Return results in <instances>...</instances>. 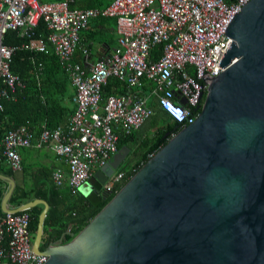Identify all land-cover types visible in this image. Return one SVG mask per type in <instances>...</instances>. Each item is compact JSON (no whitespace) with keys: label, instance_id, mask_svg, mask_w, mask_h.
<instances>
[{"label":"water","instance_id":"95a60500","mask_svg":"<svg viewBox=\"0 0 264 264\" xmlns=\"http://www.w3.org/2000/svg\"><path fill=\"white\" fill-rule=\"evenodd\" d=\"M224 35L231 39L209 79L201 111L80 231L40 250L49 206L41 204L33 252L43 264H264V0H250ZM186 104L184 98L179 99ZM122 147L87 181L99 203L127 159ZM91 204L96 207L93 202Z\"/></svg>","mask_w":264,"mask_h":264},{"label":"built area","instance_id":"2783aa9c","mask_svg":"<svg viewBox=\"0 0 264 264\" xmlns=\"http://www.w3.org/2000/svg\"><path fill=\"white\" fill-rule=\"evenodd\" d=\"M249 1L110 0L105 9L96 10L73 9L72 0H0V100L14 99L21 87L9 68L14 49L2 44L3 36L17 31L30 39L28 48L46 52L41 41L31 39L43 20L49 31L47 42L76 90V108L64 127L44 128L38 146H49L64 160L68 186L76 193L118 152L119 134L138 130L152 116L146 97L139 95L143 87L172 121L183 128L195 122L208 91V76L216 78L223 72L218 65L231 42L224 31ZM97 17L115 21L118 44L108 58L85 69L73 57L80 49L81 32ZM158 47L159 57L153 59ZM111 77L138 92L103 99L102 88ZM176 95L186 100L184 106L175 102ZM30 146L26 128L8 131L0 142V165L20 171L18 150ZM123 175L112 176L106 192L111 194ZM52 180L61 187L65 178L56 170ZM30 220L26 211L0 215L2 264H43L48 258L33 252Z\"/></svg>","mask_w":264,"mask_h":264},{"label":"trees","instance_id":"16d2710c","mask_svg":"<svg viewBox=\"0 0 264 264\" xmlns=\"http://www.w3.org/2000/svg\"><path fill=\"white\" fill-rule=\"evenodd\" d=\"M103 1L74 0L71 8L100 7ZM48 34L46 24L40 19L34 29L33 39L45 43ZM28 43V39L19 36L17 31L6 32L2 39L3 45L14 49L9 60V68L10 72L19 78L23 88L18 91L15 101L0 100V142L8 131L20 126H25L32 133H38L42 123L47 128L63 125L68 115L70 116L73 112L66 104V99L71 100L70 83L59 66L53 50L47 47L46 52L33 51L28 48ZM159 53L158 47L153 52V59H157ZM125 93L126 89L113 77L102 88L103 98L112 94ZM178 100L179 96L176 95L175 101ZM148 106L152 109V116L138 130L127 135L120 133L118 138V149L124 146L130 149L132 154L130 161L135 164L128 169V163L126 168L120 170L119 173L124 174L121 182L113 186L109 197L98 206L94 207L70 189L62 191L50 187L43 193H36L33 190L26 191L15 187L8 201L11 208H17L35 198L46 201L49 206L43 224L41 251L54 243L62 234L82 230L139 169L167 143L171 135L183 128L182 123L172 121L153 100L149 101ZM0 174L12 176V172L4 170L2 166H0ZM4 193V189L0 190V201ZM41 211L40 206L26 211L31 218L32 240Z\"/></svg>","mask_w":264,"mask_h":264},{"label":"crops","instance_id":"0c3cea01","mask_svg":"<svg viewBox=\"0 0 264 264\" xmlns=\"http://www.w3.org/2000/svg\"><path fill=\"white\" fill-rule=\"evenodd\" d=\"M39 1L40 2L42 1V3H52V2H58L61 0H53L52 2H49L50 0H39ZM72 1L73 2L71 4V6L74 5V0H72ZM109 3H110V0H104L103 5L100 7H89V8L75 7L73 9L103 10L109 5ZM19 36H21V35L19 34ZM33 36H34V34H33ZM33 36L31 37V39H33ZM21 37H24V36H21ZM27 39H28V41H30L29 38H27ZM33 40H35V39H33ZM117 42H118V35L116 32L115 21L111 18H105V17L94 18V19L90 20L87 29L84 30L83 32H81V34H80V44H79L80 49L77 50V52L75 53V55L73 57V61L76 62L77 64H80L83 68L87 69L94 62L108 58L109 55L111 54L112 50L117 46V44H118ZM43 44L45 45L46 50H47V47L52 49L51 45L47 42V39H46V42ZM28 46H29V43H28ZM82 49L83 50L85 49L87 51V54H83ZM33 51H36V50H33ZM63 72L67 76L69 83H70L69 93L71 96V100L68 101L69 99H66V104H67V106H69L71 108V110L73 111L72 112V114H73L74 110L76 108V105L74 102L76 90H75L74 86L72 85V82H71L68 74L64 70H63ZM117 81L123 85V88L126 89V93L125 94H112V95H114V96H120V95L133 96L134 94H136L138 92L137 90L129 89L124 82H121L119 80H117ZM22 88H23V84L21 83V87L19 89H17V91L14 95V99H9V98H3V99L15 101L17 98L18 91ZM139 95L146 97L147 105H148L150 100H153L154 103L156 104L155 99L153 97H150V91L147 87H143L142 90H140ZM175 102L179 103V100L175 101ZM72 114L70 116L68 115V117L66 118V122L63 125H60L57 127H64L67 124V122L69 121ZM20 127L26 128L25 126H20ZM57 127H55V128H57ZM44 128H47V126L43 123L41 124L40 131L38 133L37 132L32 133L31 131H29L28 128H26V130L28 131V133L30 135L31 146L27 147V148H21L18 150V154H19L20 159H21V170L20 171L14 172L6 166L0 165V166H2V168L4 170H10L12 172L11 177L4 176L1 174L0 175L12 179L14 182V189H15V187H17V188H22L26 191L33 190L36 193H43L44 190H46L50 187H54L55 189L62 190V191L70 189V187L68 186V183H67V177H68V166H67V164L64 162V160L62 158H59L58 156H56V154L50 149L49 146H47V145L38 146L39 136H40V134ZM48 129H54V128H48ZM131 158H132V154H131V150H130V152L128 154V158L120 166V168L118 169L116 174H118L120 172V170H122V168L126 167V165H128V163H129V165L127 167L128 169L132 168L134 166L135 162H133V161L131 162L130 161ZM56 170H60L63 173L64 178H65V181L61 187H56L53 183V180H52L53 173ZM97 171H98V169H95L93 171V174H95ZM2 189L5 190V193H4V195H5L9 189V185L7 184V182L0 179V190H2ZM76 194H79L80 196H82L86 200V202H89V203L93 202L97 206L100 204L98 199L96 197H94L93 195H91V191L88 189L87 184L83 188H81ZM4 195H3V197H4ZM3 197L1 198V201H2ZM34 200L44 201V200L39 199V198L32 199L31 201H34ZM1 201H0V209H1ZM31 201H29V202H31ZM44 202H46V201H44ZM7 204H8V202H7ZM36 206L42 207V210H43V205L38 204ZM36 206H34V207H36ZM8 207L10 209H15V208H11L9 204H8ZM1 212H2V209H1ZM2 214H4V213L2 212ZM0 264H2L1 261H0Z\"/></svg>","mask_w":264,"mask_h":264},{"label":"rangeland","instance_id":"374dc122","mask_svg":"<svg viewBox=\"0 0 264 264\" xmlns=\"http://www.w3.org/2000/svg\"><path fill=\"white\" fill-rule=\"evenodd\" d=\"M53 0H50L49 2H52ZM124 168H126V167H124Z\"/></svg>","mask_w":264,"mask_h":264},{"label":"flooded vegetation","instance_id":"af4514ba","mask_svg":"<svg viewBox=\"0 0 264 264\" xmlns=\"http://www.w3.org/2000/svg\"><path fill=\"white\" fill-rule=\"evenodd\" d=\"M127 158H128V157H127ZM85 185H86V184H85ZM85 185H84V186H85Z\"/></svg>","mask_w":264,"mask_h":264}]
</instances>
